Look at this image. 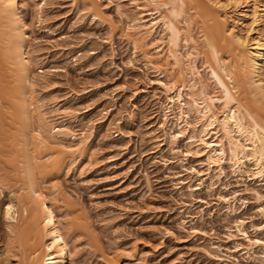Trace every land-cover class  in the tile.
<instances>
[{
    "label": "bare ground",
    "instance_id": "6f19581e",
    "mask_svg": "<svg viewBox=\"0 0 264 264\" xmlns=\"http://www.w3.org/2000/svg\"><path fill=\"white\" fill-rule=\"evenodd\" d=\"M22 1L0 0V194L11 197L0 264H75L81 240L102 264H120L123 253L102 251L88 217L56 180L87 156L94 127L75 133L73 115L58 105L46 110L36 94ZM29 1L40 17L48 0ZM74 1L94 18H105L100 0ZM132 1L135 15L117 12L128 22L129 41L158 73L166 144L173 151L181 142L196 148L185 152L181 164L193 155L209 167L206 174L197 172L196 190L208 183L212 189L213 173L221 178L228 166L234 174L264 178V0ZM53 114L57 124L49 121ZM218 200L227 216L237 212L235 201ZM234 225L225 233L233 253L251 258L261 241L249 238L243 221ZM240 235L247 245L236 242Z\"/></svg>",
    "mask_w": 264,
    "mask_h": 264
},
{
    "label": "rangeland",
    "instance_id": "374dc122",
    "mask_svg": "<svg viewBox=\"0 0 264 264\" xmlns=\"http://www.w3.org/2000/svg\"><path fill=\"white\" fill-rule=\"evenodd\" d=\"M47 2L40 17L32 2L20 3L30 28L28 56L35 57L33 84L46 110L58 105L73 115L75 133L94 127L87 156L56 180L88 217L102 251L123 253L120 264H264V178L234 174L228 166L221 178L213 173L212 189L208 183L196 190L197 172L209 167L193 155L181 164L196 148L181 142L173 151L166 144L158 73L129 41L128 22L117 12L132 17L134 1L100 0L103 20L74 0ZM55 115L52 124L59 122ZM224 196L237 206L232 217L218 200ZM10 201L7 191L0 194V241ZM240 220L249 238L261 241L247 259L233 253L225 234ZM242 238L236 242L247 245ZM77 246L75 264H102L85 240Z\"/></svg>",
    "mask_w": 264,
    "mask_h": 264
}]
</instances>
